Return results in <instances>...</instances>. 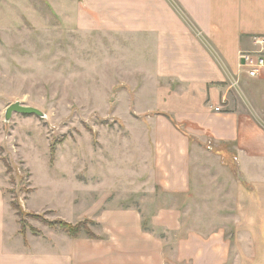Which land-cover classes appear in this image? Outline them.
I'll return each instance as SVG.
<instances>
[{"label":"crops","instance_id":"crops-1","mask_svg":"<svg viewBox=\"0 0 264 264\" xmlns=\"http://www.w3.org/2000/svg\"><path fill=\"white\" fill-rule=\"evenodd\" d=\"M58 12L71 19L63 31L132 48L163 107L139 124L146 135L136 129L143 169L125 183L117 171L116 192L85 213L96 237L23 236L0 162V264H233L226 256L251 252L235 232L236 219L264 225V72L248 76L239 54L264 35V0H68Z\"/></svg>","mask_w":264,"mask_h":264},{"label":"rangeland","instance_id":"rangeland-1","mask_svg":"<svg viewBox=\"0 0 264 264\" xmlns=\"http://www.w3.org/2000/svg\"><path fill=\"white\" fill-rule=\"evenodd\" d=\"M63 8L68 0L0 5V162L5 195L20 233L25 219V237L63 232L51 224L60 219H86L94 199L111 187L116 192L108 180L117 171L125 183L138 165L143 169L148 147L134 143L136 129L146 135L148 128L139 124L163 107L152 88L156 83L134 73L138 60L132 48L93 33L63 31L71 22L58 12ZM17 100L46 117L14 113L6 122V107ZM103 169L112 176L108 172L103 179L101 173L108 174ZM213 220L201 227L213 230ZM241 220L236 219L235 235L244 238L237 247L251 252L226 256V263L264 264V225L251 219L246 230ZM86 224L93 231L92 220Z\"/></svg>","mask_w":264,"mask_h":264},{"label":"built area","instance_id":"built-area-1","mask_svg":"<svg viewBox=\"0 0 264 264\" xmlns=\"http://www.w3.org/2000/svg\"><path fill=\"white\" fill-rule=\"evenodd\" d=\"M253 43L254 48L243 50L239 54L240 69L250 77H256L264 72V35L254 36Z\"/></svg>","mask_w":264,"mask_h":264},{"label":"trees","instance_id":"trees-1","mask_svg":"<svg viewBox=\"0 0 264 264\" xmlns=\"http://www.w3.org/2000/svg\"><path fill=\"white\" fill-rule=\"evenodd\" d=\"M20 214L23 216L24 213L20 210ZM20 222L23 225V229H22L21 233L25 236V232H24L25 219L22 217ZM86 223H90V220L86 219V220L80 221L76 224H72V223H69V222H66V221L60 219V220L54 221V223H51V224L53 226H55L57 224L60 225V227L64 231L69 233L70 236H72V237H77V236L81 235V233H85L86 235H88L90 237H96V234L92 230H90L86 227V225H87Z\"/></svg>","mask_w":264,"mask_h":264},{"label":"water","instance_id":"water-1","mask_svg":"<svg viewBox=\"0 0 264 264\" xmlns=\"http://www.w3.org/2000/svg\"><path fill=\"white\" fill-rule=\"evenodd\" d=\"M14 113L25 115H36L38 117H46V114L39 108L31 105L23 104L22 101L17 100L6 107L5 121L9 122Z\"/></svg>","mask_w":264,"mask_h":264}]
</instances>
